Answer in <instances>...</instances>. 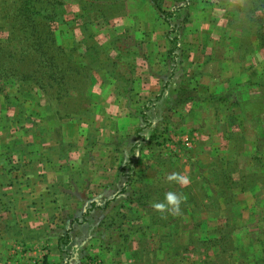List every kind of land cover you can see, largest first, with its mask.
<instances>
[{
  "label": "rangeland",
  "instance_id": "rangeland-1",
  "mask_svg": "<svg viewBox=\"0 0 264 264\" xmlns=\"http://www.w3.org/2000/svg\"><path fill=\"white\" fill-rule=\"evenodd\" d=\"M64 3L67 24L59 26L56 37L61 47L70 49L75 46L73 41L82 39V30L76 19L78 5L74 0ZM125 9L126 16L108 24L92 18L87 35L95 38L87 39L88 44L103 45L123 35L122 49L133 48L140 56L164 55L169 61L164 74L175 73L173 86L186 89L188 101L179 115L167 109L162 120L153 119V127L167 137V143L155 153L146 152L149 162L137 165L148 167L149 172L143 181L133 180L136 190L161 181L180 196L192 197L190 209L197 214L168 228L169 222L158 214L154 200L149 201L148 209L137 202L136 190L127 186L125 175L123 189H110L108 204L92 209L94 221L83 218L82 223L74 224L76 230L70 235L67 230L73 215L59 193L63 204L44 209L48 220L43 224L52 229L53 237L44 232L38 237V151L54 147L58 138L67 137L66 143L76 146L75 139L84 136V129L94 137L99 132L95 121L113 119L112 111L105 107L110 95L99 92L97 85L106 80L114 83L109 73L114 66L102 62L93 66L92 81L85 91L88 102L70 107L71 113L79 115L75 118L78 123L83 122L80 125L50 121L54 114L45 110L51 106L42 91L35 88L29 94L10 82L0 94V201L16 199L17 203L22 199V203L1 204L9 210L3 216L9 218L4 221L0 215V264H38L44 255L49 263L48 251L38 254V245L51 243L55 250L57 241L64 253L51 256L56 264H264V0H163L164 12L160 14L144 0H129ZM140 63L141 59L136 61L137 68ZM117 70L128 74L121 64ZM164 81L161 91L166 88ZM55 89L59 91V87ZM136 109L132 111L141 112ZM91 141L94 139L88 137L86 143L91 145ZM134 142L137 139L117 136L109 143L113 149L127 147L121 164L124 169L131 168L130 157H140ZM54 149L52 156H57L58 149ZM214 172H219L218 176ZM172 173L187 177L189 183L169 181ZM213 176L219 184L212 183ZM204 178L210 180L203 187ZM231 184L229 191L226 186ZM222 189L227 191L225 198L213 202V192ZM227 201H231L228 208ZM88 207L75 206L76 215L81 216ZM164 212L171 217L177 213ZM17 216L26 220L24 233ZM113 219L116 222L111 225Z\"/></svg>",
  "mask_w": 264,
  "mask_h": 264
},
{
  "label": "trees",
  "instance_id": "trees-1",
  "mask_svg": "<svg viewBox=\"0 0 264 264\" xmlns=\"http://www.w3.org/2000/svg\"><path fill=\"white\" fill-rule=\"evenodd\" d=\"M127 1L129 0H74L78 5L76 19L79 20L82 39L73 41L75 46L67 49L61 47L56 37L59 26L67 24L63 11L64 0H0V94L5 92L7 83L10 82L18 88H23L29 94L38 88L49 98L51 107H46L45 110L53 111L54 117L49 118L50 121L57 123L73 121L79 115L71 113L70 107L73 103H78L79 107V104L82 106L83 103L88 102L85 91L92 81L93 66L101 62L105 65L114 66L109 73L111 78L119 84L120 94L119 92L116 93L118 97L127 96L126 94L131 93L132 90L134 93L135 88L140 87L141 80L130 76H135V63L141 57L139 52L134 51L133 48H120L119 44L123 35H116L103 45H99L97 42L88 44L87 41V39L93 40L95 38L93 34L87 35V28L92 25V18L108 24L113 19L124 17L126 16L125 5ZM144 1L157 14L164 12L162 9L163 0ZM169 53H172V50ZM44 60L47 62V67L44 66ZM87 60L91 61V65L88 64ZM119 64L127 69L128 74L117 73ZM37 75L38 81L36 80ZM44 76L47 79L44 80L42 78ZM60 86L63 89H60ZM55 87H59L58 92H56ZM259 106L260 108L263 107L261 103ZM148 107L149 109H147ZM148 107L143 106L149 111L150 105ZM145 123L152 132L148 145H145L140 152L160 150L167 143V137L160 135L159 128L153 130L152 124L147 125L146 121ZM138 132H143V129ZM59 144L64 150V142L60 141ZM60 156H63V152ZM123 159L125 158L123 157ZM129 161L131 162V159ZM217 176L211 178L214 181L212 183L217 182L216 184H219L220 181H218ZM131 177L128 176L127 186L131 185L133 188L134 179ZM209 180L207 178L202 179L203 187L204 185L208 186ZM162 184L161 181L153 182L150 185L145 184V187L143 186L138 191L133 188L134 191L136 190L134 195L138 199L137 202L144 206L143 208L156 203H166V194L169 191H175L164 187ZM193 187L195 186L193 185ZM226 188H229V191L232 190V184ZM213 189L215 190V188ZM226 192L224 189L214 191L212 201L219 202L225 198ZM228 196L231 197L232 195L229 193ZM188 198L181 196L180 211L173 217L169 213L165 214L164 210L159 211L158 214L165 219V222H169V224L167 223L168 228L171 229L176 223H183L185 217L197 214L196 210L190 209V203L194 199ZM150 200H154L152 204H149ZM229 203L231 201L225 202L226 208H228ZM104 221L101 222L100 226ZM112 222L110 224L114 225L116 219H113ZM44 264H47L46 261Z\"/></svg>",
  "mask_w": 264,
  "mask_h": 264
},
{
  "label": "crops",
  "instance_id": "crops-1",
  "mask_svg": "<svg viewBox=\"0 0 264 264\" xmlns=\"http://www.w3.org/2000/svg\"><path fill=\"white\" fill-rule=\"evenodd\" d=\"M163 57L164 55L162 57L154 55H142L140 57L141 63L139 67H141V69L139 67H136V75L130 77L141 80L140 88H142V90H140L139 88V90L134 91V93L132 90L131 93L126 94L127 96L118 97L116 93L119 92L120 94V90L118 89L119 84L117 81H114L113 83L112 81L108 82V80H106V83L103 82L97 85V90H99V92L103 91L107 95H110V98L108 99L105 107H108V109L112 111L111 117L113 119H111L110 121H95L96 123L99 122V126H97V130L99 132L96 136L93 137L92 135H90V131L86 128L84 129V136L78 135V138L75 139L77 140L76 146H72V144L66 143L70 140L67 139V137L65 138V140L58 138L54 144L56 150L58 149V151H56L57 153H59L57 156H52V152L55 150L54 147L38 151V195L40 193L41 196L38 201V206L40 207L38 208V237H40V234L43 232L45 235H49L51 239L53 237L51 234L52 229L49 227H45V225L43 224L48 220V217L45 216L46 214L44 211L46 207L50 208L49 206H56V204L64 200L63 202L67 205L68 211H70L72 213L71 215H73V218L69 219V223L71 224L69 225V229L67 230L68 234L70 235L74 230H76L74 224L82 223L83 218H86L87 222L94 221V218L92 216V209L106 206L108 204L109 199L108 201H106V193L110 189H115L119 186L121 189H123L122 186L124 187L125 183H122L124 182L122 177L124 178L125 175L127 177L130 175L132 176V179H135V182H140L145 179V176H148V167H137V165H141L144 160L146 162H149L150 160L146 159V156L148 158L149 154H147L146 152H140V150L145 145H148L147 143L149 138L151 137L152 132V130L150 131V128L143 126V124H146V121L147 125H154V118L162 120L164 118V110L169 109L170 111H173L172 113L179 115L184 108L188 107V101L185 96L186 89L184 90L173 86L175 73L171 72L168 75H166V73L164 74V70L169 67V61L167 57ZM140 59L138 58L137 60ZM145 60L147 61L146 63L148 64L150 69H148L147 65H145ZM189 66L192 67L193 65L190 64ZM152 67L153 71L151 69ZM157 67H160V69L156 70L155 68ZM161 74L166 76L160 79L159 76ZM192 77L194 76H191L189 80H191ZM163 81V86L166 87L163 90L164 92L161 91L160 85V83H162ZM151 98L155 100L159 99L161 101H153L152 103V101L150 100ZM134 99L135 103H133ZM148 105H150L151 112L147 113V110L144 109L143 106L148 107ZM134 109H139L141 112L138 113L136 111L134 113V111H132ZM147 109H149V107ZM160 110H162L163 112H160ZM183 119L184 118L179 119L177 123L178 126H181V122L183 121ZM82 120L85 121L86 118H82ZM73 121H75L74 124L78 123L76 119ZM109 122L111 125L109 124ZM81 123L83 122H79L78 124L80 125ZM140 129H143V132L139 133L138 131ZM152 129L155 130L156 127H153ZM103 131L105 133H103ZM108 132H110L109 136H107ZM117 136L125 138L129 137L130 140H133L134 138L137 139V143L134 142V149L139 152L140 157L135 159H133V157H130L133 161L132 165H130V169L129 167L124 169V166L121 165L123 164V157L126 156L124 155V153L127 147H125L124 145L117 147L114 146L113 149V147L109 146V143L112 142V140ZM88 137L94 139L93 143L91 141V145H88L86 143ZM143 137H145V139H143ZM49 138L52 139L53 137L49 136ZM82 138L84 139L83 141L85 143L83 141V143L80 142ZM59 140L64 142V150L57 148V146H60ZM62 152L63 156H60ZM128 162L130 161L128 160ZM133 168H135L136 170L134 175L131 172L129 173V170H132ZM27 177H29L31 181V175H27L26 179ZM135 182L133 183V188H137ZM145 183H147L146 180L144 181V184ZM150 184L147 183V185ZM5 188L11 189L10 186H7ZM20 188H23V186H20ZM34 190L35 189H32V191ZM63 191L64 193H62ZM6 193L9 194V191H6ZM59 193L63 195L62 200H60L61 197L59 196ZM15 200L16 199H11V201H0V215L4 221L8 220L9 217L5 219L6 216L4 217L3 215L9 210L1 204L3 203L9 206L11 203H16L14 202ZM63 202H61L59 205H62ZM17 203H22V199L18 200ZM79 205H89L90 207L86 209L85 213H82L81 216H78L76 215L77 209H75L74 207ZM16 222L20 223L21 227L24 226L25 229L22 227L21 231L23 233L26 232V220L21 218L20 216H17ZM38 246L40 247V249L38 247V254L46 253V251H48L49 257L52 258V261H50L49 263H47L46 261L47 264L55 263H53V257H51L57 256L55 252L64 253V249H62L63 251L61 250V247L63 245H61L58 241L55 250L54 245L51 243H45V245Z\"/></svg>",
  "mask_w": 264,
  "mask_h": 264
},
{
  "label": "clouds",
  "instance_id": "clouds-1",
  "mask_svg": "<svg viewBox=\"0 0 264 264\" xmlns=\"http://www.w3.org/2000/svg\"><path fill=\"white\" fill-rule=\"evenodd\" d=\"M169 181H174L180 184H188L189 180L187 177L180 175L178 173H172L171 175L168 176ZM166 203L161 202V203H156L155 207L159 210H168L171 212H179L180 211V206L182 203L181 196L177 194L176 192L169 191L166 194L165 197Z\"/></svg>",
  "mask_w": 264,
  "mask_h": 264
},
{
  "label": "built area",
  "instance_id": "built-area-1",
  "mask_svg": "<svg viewBox=\"0 0 264 264\" xmlns=\"http://www.w3.org/2000/svg\"><path fill=\"white\" fill-rule=\"evenodd\" d=\"M42 254H45V253H42ZM44 258H45V255H44V257L38 258V264H44Z\"/></svg>",
  "mask_w": 264,
  "mask_h": 264
}]
</instances>
